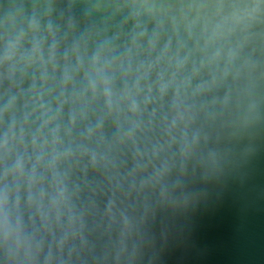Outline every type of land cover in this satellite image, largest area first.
Returning a JSON list of instances; mask_svg holds the SVG:
<instances>
[{
    "label": "clouds",
    "instance_id": "1",
    "mask_svg": "<svg viewBox=\"0 0 264 264\" xmlns=\"http://www.w3.org/2000/svg\"><path fill=\"white\" fill-rule=\"evenodd\" d=\"M2 2L0 264H72L89 170L127 231L121 197L168 200L177 163L219 166L213 126L264 124V0Z\"/></svg>",
    "mask_w": 264,
    "mask_h": 264
},
{
    "label": "water",
    "instance_id": "2",
    "mask_svg": "<svg viewBox=\"0 0 264 264\" xmlns=\"http://www.w3.org/2000/svg\"><path fill=\"white\" fill-rule=\"evenodd\" d=\"M233 132L220 124L209 130L218 167L190 162L181 173L177 163L168 200L155 189L121 197L127 231L105 215L104 173L89 170V187L81 183L83 241L69 238L72 264H264V124L237 138Z\"/></svg>",
    "mask_w": 264,
    "mask_h": 264
}]
</instances>
